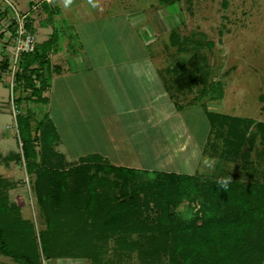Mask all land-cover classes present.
Returning a JSON list of instances; mask_svg holds the SVG:
<instances>
[{"label":"rangeland","instance_id":"obj_1","mask_svg":"<svg viewBox=\"0 0 264 264\" xmlns=\"http://www.w3.org/2000/svg\"><path fill=\"white\" fill-rule=\"evenodd\" d=\"M29 1L0 0V175L15 181V186L2 190L20 206L23 218L40 225L33 180L22 162L7 160L21 151L18 110L28 114L39 135L47 120L54 123L60 139L53 147L68 164L98 153L112 165L181 172L200 179L230 176L246 185L264 177V130L259 125L264 122V0H174L171 4L52 0L53 15L42 3L36 6L41 0ZM11 4L32 16L40 50L55 49L46 51L49 68L43 74L50 82L44 100L27 98L31 90L22 87L12 99L6 73L12 63L5 52L16 29ZM172 30L180 39H189L185 50L171 44ZM195 55L203 57L200 62L210 80L223 84L218 99L202 100L208 110L239 117L240 125L231 131L236 129L253 142L238 146L236 154L226 152L236 135L225 126L220 138L214 136L206 110L198 103L204 83L202 70L191 63ZM4 61L8 65L3 69ZM145 61L152 65L155 80L144 87L128 67ZM17 66L21 69V62ZM181 67L196 69L199 78L190 88L180 89L175 83L183 73ZM36 82L38 86L40 80ZM153 95L158 99L151 100ZM149 114L154 122L143 124L149 132L143 140L138 131L133 135L137 128L133 120L148 119ZM214 142L219 143L218 151L211 148ZM245 150L248 155L242 158ZM203 156L215 158L213 169L201 171ZM178 207L190 217V207L195 211L199 203L185 199ZM103 241L102 258H98L103 264H143L136 250L113 251L114 236ZM42 260V264H97L88 256L49 260L43 256ZM0 264L12 263L0 256ZM157 264H167L166 259Z\"/></svg>","mask_w":264,"mask_h":264},{"label":"trees","instance_id":"obj_2","mask_svg":"<svg viewBox=\"0 0 264 264\" xmlns=\"http://www.w3.org/2000/svg\"><path fill=\"white\" fill-rule=\"evenodd\" d=\"M51 2L40 3L53 15ZM160 2L171 4L174 0ZM27 17L35 33L30 13ZM187 40L172 30V45L185 50ZM52 48L41 51L37 43L34 52L21 56L16 90H31L26 96L29 99H46L42 96L50 78L43 71L49 68L47 49ZM200 60L203 57L195 55L191 61L198 71L202 70L204 87L198 103L206 110L214 136L220 138L225 126L236 135L226 151L236 154L242 144L253 142L238 130L231 131L240 125L239 117L209 111L202 101L205 97L218 99L223 94V84L210 80ZM7 63L4 61L3 69ZM196 69L181 67L183 73L175 79L180 89L196 83ZM36 78L40 80L38 86ZM22 97L17 98L18 103ZM16 122L21 151L12 153L7 160L22 162L33 180L40 225L21 216L20 206L3 193L15 186V181L0 175V256L12 264H42L43 256L47 260L88 256L103 264L98 259L104 251L101 243L112 236L117 243L113 251H122V247L136 250L143 264H157L164 259L167 264H264L263 176L246 185L236 177L223 189L214 179L187 173L112 165L98 153L68 164L64 154L53 147L58 135L51 121L41 125L40 135L27 113L18 110ZM259 125L264 130V122ZM218 144H210L212 150L218 151ZM241 154L242 158L247 156V150ZM185 199L191 204L199 203L195 211L190 207V217L176 210Z\"/></svg>","mask_w":264,"mask_h":264},{"label":"built area","instance_id":"obj_3","mask_svg":"<svg viewBox=\"0 0 264 264\" xmlns=\"http://www.w3.org/2000/svg\"><path fill=\"white\" fill-rule=\"evenodd\" d=\"M43 1H52V0H41ZM38 2V3H40ZM38 4L36 3V6ZM36 7L35 5H32ZM12 7V19L14 20L13 25L16 26L14 34H11L12 37L10 40L13 41V44L10 47L7 46L6 53L11 57L10 62L12 63L7 69V75H9V88L11 92L12 99L14 100L15 90H16V73L19 69H16L21 61V56L23 53L34 52L37 46L36 34L29 28L28 22L29 19L25 12H20L15 9V6L11 4ZM13 22V21H12ZM11 22V23H12ZM10 23V22H9ZM12 100V101H13Z\"/></svg>","mask_w":264,"mask_h":264},{"label":"clouds","instance_id":"obj_4","mask_svg":"<svg viewBox=\"0 0 264 264\" xmlns=\"http://www.w3.org/2000/svg\"><path fill=\"white\" fill-rule=\"evenodd\" d=\"M128 71L134 78L140 79V82L144 84L150 85L155 79V71L152 68V65L147 61L143 63L133 62L132 64L129 65ZM215 163H216L215 158L209 156H203L201 158V165H202L201 171H204L205 169L208 170L213 169ZM189 171L191 170L189 169ZM230 179H231L230 176L217 177L216 183L220 188L226 189L228 187ZM177 211L183 212L184 210L182 207H178Z\"/></svg>","mask_w":264,"mask_h":264},{"label":"crops","instance_id":"obj_5","mask_svg":"<svg viewBox=\"0 0 264 264\" xmlns=\"http://www.w3.org/2000/svg\"><path fill=\"white\" fill-rule=\"evenodd\" d=\"M29 1V0H28ZM29 2H31V3H33L34 1L33 0H30ZM17 3H19V2H17ZM30 3V4H31ZM50 54V53H49ZM137 61V60H136ZM61 71H62V68L59 70V73L58 74H60L61 73ZM8 77V76H7ZM8 80H9V77H8V79H7V82H8ZM155 80V79H154ZM50 82V81H49ZM143 86L145 87L146 86V84H143ZM154 99H158V97L156 96V95H153L152 96V98H151V100H154ZM149 111V110H148ZM152 114V113H151ZM151 114H149V115H146L145 117H149ZM18 114H16L15 115V121H16V116H17ZM152 119L149 117L148 119H146V118H140V119H135V120H133V124L134 125H136L137 126V128H135L134 129V131H133V135L135 136V134L137 133V131L139 132V134H141L142 135V137H141V139H145L146 137H149V135H147V134H149V132L147 131L148 130V127H146V125H143V124H145L146 122H147V125H150L149 123H153L154 121H151ZM155 123H156V121H155ZM16 124H17V122H16ZM54 124V123H53ZM142 124V125H141ZM154 125V124H153ZM56 130H57V128H56ZM152 132H154L153 131V129H152ZM138 134V135H139ZM57 135H58V140L60 139L59 138V132L57 131ZM152 139V138H151ZM57 140V141H58ZM142 150V152H144L145 153V150H143V149H141ZM139 154H141V153H139ZM60 264V263H59Z\"/></svg>","mask_w":264,"mask_h":264}]
</instances>
